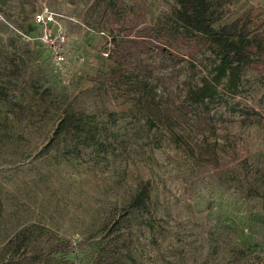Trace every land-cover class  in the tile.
<instances>
[{"label": "rangeland", "instance_id": "374dc122", "mask_svg": "<svg viewBox=\"0 0 264 264\" xmlns=\"http://www.w3.org/2000/svg\"><path fill=\"white\" fill-rule=\"evenodd\" d=\"M209 7L264 55L263 0ZM44 8L63 64L32 28ZM176 9L0 0V264H264V64L198 103L217 58L197 34L194 58L160 53L179 42Z\"/></svg>", "mask_w": 264, "mask_h": 264}, {"label": "trees", "instance_id": "16d2710c", "mask_svg": "<svg viewBox=\"0 0 264 264\" xmlns=\"http://www.w3.org/2000/svg\"><path fill=\"white\" fill-rule=\"evenodd\" d=\"M175 1L177 4L175 19L179 22V26L176 29L178 34L176 40L179 42L170 43V50L160 49V53L163 56L171 55L172 49L184 46L183 52L186 57L189 59L194 58L195 52L192 38L197 34L205 38V46L213 50L217 58L214 74L197 91L196 98L198 103L203 102L205 98L210 97L215 92L216 85L222 78H227L230 81L235 79L240 71L254 59L259 64H264L263 51L258 44H251L244 37H232L233 35H230L224 28L214 29L212 27L213 21L210 17L212 12L209 11V0ZM32 28L36 30L35 25H32ZM64 130L65 124L62 119L58 121L53 135H59ZM147 192V188L144 185L139 186L132 197L130 207L145 208Z\"/></svg>", "mask_w": 264, "mask_h": 264}, {"label": "built area", "instance_id": "2783aa9c", "mask_svg": "<svg viewBox=\"0 0 264 264\" xmlns=\"http://www.w3.org/2000/svg\"><path fill=\"white\" fill-rule=\"evenodd\" d=\"M55 17L53 13L44 8L34 13L32 20L33 24L39 29V39L49 49L53 63L63 64L66 60L63 48L66 45L67 39ZM49 26H52L53 30H49Z\"/></svg>", "mask_w": 264, "mask_h": 264}, {"label": "crops", "instance_id": "0c3cea01", "mask_svg": "<svg viewBox=\"0 0 264 264\" xmlns=\"http://www.w3.org/2000/svg\"><path fill=\"white\" fill-rule=\"evenodd\" d=\"M264 1V0H263Z\"/></svg>", "mask_w": 264, "mask_h": 264}]
</instances>
